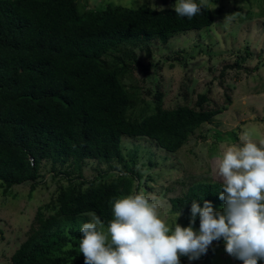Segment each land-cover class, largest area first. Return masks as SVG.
Returning a JSON list of instances; mask_svg holds the SVG:
<instances>
[{
    "label": "trees",
    "instance_id": "1",
    "mask_svg": "<svg viewBox=\"0 0 264 264\" xmlns=\"http://www.w3.org/2000/svg\"><path fill=\"white\" fill-rule=\"evenodd\" d=\"M173 9L149 3L87 8L85 0H0V188L6 194L23 183L34 190L47 186L40 172L46 161L55 185L48 201L37 207L10 264H84L79 253L83 223L69 222L73 226L64 230L63 218L95 212L107 226L114 201L141 188L121 137H147L176 152L230 105L229 95L226 103L211 104L205 91L191 103L185 92L183 103L165 106L154 76L153 88L138 86L145 78L126 85L137 67L151 66L138 60L136 48L154 37L164 41L168 34L214 22L209 5L191 20ZM245 51L242 60L251 55ZM180 63L185 65L186 54ZM235 66L240 67L238 61L227 67ZM225 72L223 67L222 80ZM87 159L116 165L88 178L82 171ZM220 191V182L194 181L170 198V210L189 214L193 200L200 207L205 200L223 206Z\"/></svg>",
    "mask_w": 264,
    "mask_h": 264
},
{
    "label": "rangeland",
    "instance_id": "2",
    "mask_svg": "<svg viewBox=\"0 0 264 264\" xmlns=\"http://www.w3.org/2000/svg\"><path fill=\"white\" fill-rule=\"evenodd\" d=\"M85 1L87 8L103 6L108 2L126 7L149 3L164 8L174 7L176 2ZM208 5L214 16V22L209 27L171 33L164 41L157 36L136 48L138 60L151 66L137 67L126 81V85H130L136 84L135 79L145 78V82L138 85L144 90L153 88L155 82L152 79L156 77L164 93L163 103L168 107L183 103L185 92L188 93L189 103L195 100L198 93L205 91H208L211 104L221 105L226 103L227 95L231 97L228 108L210 122L203 123L176 152L157 147L147 137H121L124 157L134 160V170L140 177L141 188L137 192L143 191L146 195L159 198L162 202L161 216L169 224H173L178 216L177 212L170 210V198L185 191L194 181L220 182L214 174L213 162L221 152L222 143L238 142L240 132L245 129L251 130L254 138L264 139V0H219L209 1ZM245 48L251 55L242 60V56L247 54ZM182 54H186L185 65L180 63ZM235 61L240 67H227ZM223 67H226V72L222 80L220 71ZM145 98L150 100L151 96ZM229 132L233 134H226ZM115 163L87 159L82 171L85 177L91 178L108 169L109 165L115 166ZM51 165L46 161L40 168L41 179L47 186L40 184L34 190L29 188L28 183H23L9 189L8 194L0 188V264H10V255L25 239L37 207L48 201L55 187L51 181ZM222 207L213 208L220 211ZM187 217L190 219V213H180L177 223L187 227ZM63 219L66 220L64 230L73 226L69 222L78 221L77 225L81 226L91 220L88 215ZM194 229L198 231L199 225L195 224ZM180 264H238V260L225 252L224 242L220 240L213 241L207 253L197 260L189 261L186 256H181ZM258 264H264V260Z\"/></svg>",
    "mask_w": 264,
    "mask_h": 264
},
{
    "label": "clouds",
    "instance_id": "3",
    "mask_svg": "<svg viewBox=\"0 0 264 264\" xmlns=\"http://www.w3.org/2000/svg\"><path fill=\"white\" fill-rule=\"evenodd\" d=\"M209 0H176L175 13L191 20ZM213 162L220 181V211L212 203L193 200L187 227L169 224L161 216L162 202L143 191L118 198L113 219L105 227L95 212L80 228L79 253L84 264H180V257L197 260L213 241L223 240L224 250L243 264L264 260V139L242 130L238 142L222 143ZM197 214L199 229H194Z\"/></svg>",
    "mask_w": 264,
    "mask_h": 264
}]
</instances>
